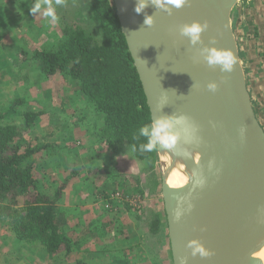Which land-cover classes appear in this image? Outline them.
Wrapping results in <instances>:
<instances>
[{"label":"water","instance_id":"1","mask_svg":"<svg viewBox=\"0 0 264 264\" xmlns=\"http://www.w3.org/2000/svg\"><path fill=\"white\" fill-rule=\"evenodd\" d=\"M139 75L151 120L187 115L197 139L156 151L164 222L172 264H264V126L249 87L233 19L244 0H187L171 14L151 4L135 12L137 0H111ZM153 15L154 23H144ZM208 22L202 44L192 45L180 27ZM231 49V72L209 66L204 45ZM216 81V91L209 82ZM244 128L241 135V128ZM177 172L181 185L170 183ZM193 172L204 176L194 187ZM191 205V208H189ZM182 210L179 220L176 210ZM201 241L208 257L193 256L188 242Z\"/></svg>","mask_w":264,"mask_h":264},{"label":"rangeland","instance_id":"2","mask_svg":"<svg viewBox=\"0 0 264 264\" xmlns=\"http://www.w3.org/2000/svg\"><path fill=\"white\" fill-rule=\"evenodd\" d=\"M86 1L64 0L63 5L56 9L59 20L55 24H50L42 14L31 13L34 0L5 2L0 11V41H6V44L0 42V63L3 62L0 64V72L7 73L8 76L0 78V112L5 114L9 108H12L11 113L16 110L45 112L32 130L23 129V134L34 146L41 140L52 145L47 149L43 148L33 157L38 167L40 184L43 185L41 188L48 191L63 182L66 184L63 194H68L67 190H71V202L82 201L93 206L98 221L95 219L90 222L84 227L85 231L73 228L82 234L86 232L94 238L97 236L96 239L101 242L95 244L96 255L99 258L110 257L109 261H113L114 256L126 251L127 241L130 248V245L134 246L144 240V236L133 230L135 220H144L150 211H155L163 215L164 221L158 164L156 162L154 167H150L145 161L135 158L125 146L116 151H108L98 136L101 126L98 113L87 106L80 93L67 87L63 76L55 75L47 79L39 73L36 63L20 61L16 56L21 48L32 50L47 40H55L66 22L83 24L78 12ZM17 100L22 103H15ZM11 113L9 116L21 122V113L15 112L14 116ZM48 151L53 153L47 155ZM156 181L159 182L157 185ZM138 186L143 189V193L134 189ZM65 199L63 197L61 200ZM128 199L136 202L132 203L134 206L138 204L135 207H142L144 210L130 208ZM66 208L68 207L62 210L65 211V218H74L83 213L76 211L77 207ZM9 222L8 219L0 220V231L9 227ZM10 227L6 230L11 231ZM62 227L67 233L71 229L69 226ZM111 232H114L117 239L114 237L115 242L105 247L103 238H107ZM163 240L160 243L157 237L152 238V248L141 242L143 244L138 250H143L148 256L151 254L150 249L158 250L170 260L166 233ZM4 246L5 243L0 241L1 250ZM27 250L28 248L22 247L16 256L22 257ZM29 250L32 258L19 264L50 263L51 253H45L43 248L31 246ZM0 264L9 263L1 261L0 257Z\"/></svg>","mask_w":264,"mask_h":264},{"label":"trees","instance_id":"3","mask_svg":"<svg viewBox=\"0 0 264 264\" xmlns=\"http://www.w3.org/2000/svg\"><path fill=\"white\" fill-rule=\"evenodd\" d=\"M78 13L83 24L66 22L55 40L32 50L21 48L16 56L36 63L47 79L63 76L67 87L80 93L87 106L98 113V136L108 151L125 146L135 158L154 167L156 151L141 153L139 144L146 140L134 138L139 128L151 121V114L112 1L87 0ZM11 112L12 108L0 112V220L9 219L14 236L29 246L51 254L70 252L73 243L60 223L57 205L65 184L43 190L33 158L52 145L41 140L34 146L23 134V129L32 130L45 112L16 110L21 122L9 116ZM134 189L143 193L139 186ZM127 203L136 211L144 210ZM150 212L148 225L156 234L165 226L163 215Z\"/></svg>","mask_w":264,"mask_h":264},{"label":"crops","instance_id":"4","mask_svg":"<svg viewBox=\"0 0 264 264\" xmlns=\"http://www.w3.org/2000/svg\"><path fill=\"white\" fill-rule=\"evenodd\" d=\"M7 1L15 0H0V11ZM233 27L239 44L243 65L247 72L249 87L253 96V100L256 105L258 115L264 126V0L242 1L239 8L235 12ZM0 42L6 44V41ZM2 63L3 62L0 64ZM5 75L8 76L7 73L0 72V78L5 77ZM67 192L68 194L65 193L62 195L57 205L61 225H64L67 228L69 226L71 228L67 234L73 244L70 252L62 250L57 254H50L49 264H58L59 262L60 264H152L153 262H156V264H172L171 260L166 257V254H162L158 252V250L150 249V256L146 255L145 252L143 253V250H138V247L142 246L143 243L146 244V247L149 245L152 248V238L157 237V240L160 242L163 240L164 234H167L166 225L163 226L162 230L156 234L151 232L148 225L149 221L151 220L149 214L146 219L144 218V220H135L134 222L135 224L133 230L135 233L144 236V240L141 241L143 243L138 242L134 246L130 245V249L128 247L129 243L127 241L126 251L123 254L114 256L113 261H109L110 257L106 258L104 256L99 258V256L96 255V245L100 244L101 241L96 239L97 236L94 238L89 233L85 232V234H82V232L73 228L74 226L77 229L81 228L82 231H85L84 227H87L90 222L95 221V219L97 222V215L93 212L94 208L93 206L91 207V204H88L87 202H71V190H67ZM63 197H66V199L62 201L61 199ZM65 207H68L66 209H69V207L72 209L77 207L76 211L79 210L83 213L74 218L71 216H68L69 218H65V211H62ZM8 226H11V222H9ZM9 227H5L2 230L3 232L0 231L2 232L0 234V241L5 243V246L2 248V250L0 249L1 261H6L9 264H19L32 258V252L29 250L31 246L16 238L12 230H6ZM114 237V232H111V235L109 234L107 238L106 236L103 238V240L105 239V241H103L105 247L106 245L108 246L115 242L116 237ZM162 242L164 243V240ZM22 247L28 248L27 253L25 252L22 257L16 256ZM131 250L136 252L133 253ZM45 253H47V251H45ZM138 253L139 256H137ZM16 261H18V263Z\"/></svg>","mask_w":264,"mask_h":264},{"label":"clouds","instance_id":"5","mask_svg":"<svg viewBox=\"0 0 264 264\" xmlns=\"http://www.w3.org/2000/svg\"><path fill=\"white\" fill-rule=\"evenodd\" d=\"M64 0H34L30 11L33 14H42L48 19L50 24H55L59 20L57 14V7L63 5ZM187 0H151V4L157 9L165 10L171 14L174 8H179L184 5ZM149 6V0H137L135 6V12L141 13L145 8ZM153 15H146L144 23L146 25H152L154 23ZM208 27V22L201 23L200 21H193L191 23H185L180 27V33L182 36L188 37L192 45L202 44V33ZM200 55L207 61L209 66H219L221 71L231 72L234 65L237 63L236 57L231 49L218 48L213 45H204L200 49ZM207 87L216 91L219 87L216 81L209 82ZM199 131L198 125H196L189 116L177 115V114H164L160 116H154L152 120L141 126L138 130V134L134 137L139 139L145 138L146 142L139 144V151L141 153H150L163 149H175L183 138L186 142H191L197 139V133ZM241 135H243L244 128H241ZM194 187H202L206 181L204 176H197L193 172ZM191 208V205H189ZM182 215V210H176V219L179 220ZM188 247L192 249V255L199 254L202 257H208L212 253L205 245L198 239H192L188 242Z\"/></svg>","mask_w":264,"mask_h":264},{"label":"bare ground","instance_id":"6","mask_svg":"<svg viewBox=\"0 0 264 264\" xmlns=\"http://www.w3.org/2000/svg\"><path fill=\"white\" fill-rule=\"evenodd\" d=\"M184 177H181L179 175V173L177 172H174L172 175H171V178H170V183L172 185H181L183 184L184 182ZM259 257H261L263 260H264V248L259 252L258 254Z\"/></svg>","mask_w":264,"mask_h":264},{"label":"built area","instance_id":"7","mask_svg":"<svg viewBox=\"0 0 264 264\" xmlns=\"http://www.w3.org/2000/svg\"><path fill=\"white\" fill-rule=\"evenodd\" d=\"M128 201L131 202V203H136V202H134L132 199H128ZM137 205H138V204H137ZM137 205H135V206H137Z\"/></svg>","mask_w":264,"mask_h":264}]
</instances>
